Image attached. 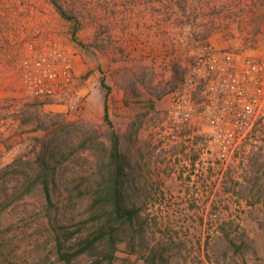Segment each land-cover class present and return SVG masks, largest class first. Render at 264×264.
<instances>
[{
	"label": "rangeland",
	"instance_id": "obj_1",
	"mask_svg": "<svg viewBox=\"0 0 264 264\" xmlns=\"http://www.w3.org/2000/svg\"><path fill=\"white\" fill-rule=\"evenodd\" d=\"M35 2L0 0V264H63L56 253V235H72L66 245H75L91 228L86 189L101 179L109 148L104 112L97 111L95 104L86 114L84 107L72 115L53 110L27 93L15 67L13 71L1 69L6 64L3 60L14 61L19 51L9 39L16 36L21 15L13 17L9 9H29ZM56 2L68 17L59 14L69 21L77 83L89 81L94 83L93 90L104 91V107L108 103L111 109L119 153L127 163L124 196L137 215L117 237L114 264H264V142L241 153L222 179L212 173L216 200L205 204L188 198L200 190L185 189L183 180L189 176L174 172L181 158L173 154L186 143L163 149L156 140L147 142L143 132L144 120L158 117L161 98L183 75L186 57L177 52L180 47L173 40L211 43L263 56L264 15L251 12H264V0ZM50 3L59 12L52 0H42V4ZM132 6L145 9L151 26L171 19L181 22V29L155 31L161 33L160 40H169V52L165 51L171 72L167 77L155 70L154 63L132 55L160 47L134 44L140 40L138 33L130 31L128 36V24L114 19ZM12 47L15 54L8 59L5 50ZM115 89H125L120 106H112ZM65 122L75 126L58 133L57 142L51 143L56 151L49 168L52 200L48 202L40 183L23 191L38 170L40 138L46 129ZM91 136L98 138L85 146L79 144ZM90 259L80 255L75 262L85 264Z\"/></svg>",
	"mask_w": 264,
	"mask_h": 264
},
{
	"label": "built area",
	"instance_id": "obj_2",
	"mask_svg": "<svg viewBox=\"0 0 264 264\" xmlns=\"http://www.w3.org/2000/svg\"><path fill=\"white\" fill-rule=\"evenodd\" d=\"M28 14L31 18H18L16 34L29 30V53L20 56L15 71L31 97L77 114L85 97L77 88L74 54L52 39L40 18H52L54 11L36 0ZM186 56L181 79L168 88L149 125L160 148L186 143L173 154L181 158L174 171L189 176L184 188L200 190L194 202L210 204L216 200L212 173L222 179L241 153L264 142V55L201 43Z\"/></svg>",
	"mask_w": 264,
	"mask_h": 264
},
{
	"label": "trees",
	"instance_id": "obj_3",
	"mask_svg": "<svg viewBox=\"0 0 264 264\" xmlns=\"http://www.w3.org/2000/svg\"><path fill=\"white\" fill-rule=\"evenodd\" d=\"M52 2L58 8L60 14L68 18L61 11L56 0H52ZM232 11L233 9L229 12ZM241 11H239V15L244 16L245 13ZM251 13L264 15V12ZM226 16H230V14ZM72 32L74 33L75 29ZM103 121L108 128V153L106 159L103 160L105 162L102 164L101 179L98 181V184L86 189L90 199L91 228L85 235L77 238L78 241L75 242V245H66V242L72 238V235L66 236L59 232L57 233L56 253L58 259L63 264H78L75 262V258L80 255H88L91 257L90 261L85 264H114L117 237L122 229H128L131 226L133 217L137 215V210L127 202L124 196L123 181L126 176L124 169L127 163H125L122 155L119 153V137L113 129L106 107H104ZM74 126L75 124L73 122H65L64 125L55 127L54 129H46L43 137L40 138L41 148L36 153L38 170L33 181L27 185L23 192L29 191L34 184L40 183L46 200L51 202L49 168H51V159L56 150L50 146L52 142H57L58 133L64 130L70 132ZM77 128L79 130V127ZM94 138L97 139L98 136H91L83 140L80 139L79 144L85 146L87 142L93 143ZM54 168L53 166L52 173Z\"/></svg>",
	"mask_w": 264,
	"mask_h": 264
},
{
	"label": "crops",
	"instance_id": "obj_4",
	"mask_svg": "<svg viewBox=\"0 0 264 264\" xmlns=\"http://www.w3.org/2000/svg\"><path fill=\"white\" fill-rule=\"evenodd\" d=\"M49 6L54 11V17L48 18L45 16H41L40 17L41 21L44 23V25H47V27L50 28L49 32L51 33V37L55 42L63 45L64 47L68 48L69 50L70 49L72 50V51L71 50L70 51L73 52L74 61H75V58H76V54L74 53L75 50H73L71 48V44L69 42V35L67 32L69 21H67L66 19L61 17L59 15L60 13L56 10V8H54V6L51 3ZM28 12H29V9H22L18 6H15V7L10 8L8 13L12 14L13 17L14 16L16 17L17 15H21V16H18L17 18H20V17L21 18H29L30 16H29ZM119 18L122 21V25L127 26V24H128V36H129L130 31H136L135 33H138V37L140 40L137 42H134V44L136 43L137 45H140V46L151 45L154 47L155 46L160 47L156 51H151V52L145 53L144 51L140 50L139 52H136L135 54H132V55H135L136 59L143 58V59L149 60V62L154 63V67L156 68L155 70H157V72H159L163 77H167L171 72L169 65H168V63H169L168 62V60H169L168 54L169 53H167V52H169V51L166 49V48H168L167 43L169 42V40L166 42L163 39L160 40L161 33L155 32V31H164L166 29H171V28H172V30L181 29V28H183V27H181V22H178V21L173 22L171 19V20H167V23H165V24L169 23L168 25L164 24L162 26L161 25L151 26L149 23L148 13H146V11H145V9H143V7H136V6H132V7L128 8V10L120 13L118 16L117 15L114 16V19L116 21H118ZM110 19H111V16H110ZM164 21H166V20H164ZM165 26H167V27H165ZM152 31H154L155 33H153ZM14 34L16 36L15 37L11 36L12 39L11 40L9 39V42L11 44L15 45L16 48L19 49V51H18L17 56H16V55H14L15 50L13 51V47H12V50L11 49H9L7 51L5 50V52H6L5 56L8 59H10L14 55V61L8 60L9 61L8 62L4 59L3 63H6V64H3V67H1V69H3L4 71H8L9 69H11L13 71L15 65L17 64L18 59L20 58V56L23 54L29 53V49H28L27 45L25 44L26 40L31 39V33L29 32V30H27V33L18 32V34H16V33H14ZM72 34L74 35L75 32L74 33L72 32ZM143 35H145V36H143ZM21 37H23L24 39L21 40ZM130 37H132V36H130ZM171 40H173V39H171ZM173 42L176 43L180 47L179 51H177V52L181 53L184 57H186L185 64L188 60L187 56H186L187 50L194 47L197 44H201V43H197V42H189L187 39H182V38H180L179 40L178 39L173 40ZM128 43H131V42L128 41ZM165 50H167V52ZM16 57H17V59H16ZM185 64L182 65L183 71H184ZM74 72H75V68H74ZM118 78H119L118 76H115V81L116 80L118 81L119 80ZM165 80L168 81L169 79L165 78ZM93 85H94V83L91 84V83H89V81L84 82L80 86L77 83V88H78L79 92L81 94H83L85 97V103L83 106L84 109L82 111L83 114H86L89 111V108L91 107L92 104L96 105L97 111L100 110V111L104 112V98L102 99L104 91L100 90L98 88H95L93 90V88H92ZM172 85H174V84H172ZM172 85H170V87ZM167 90H168V88H167ZM167 90H166V92H167ZM124 92H125V89H115L112 91V106L120 104L121 98H122ZM165 93H164V95H165ZM164 95H163V97H164ZM163 97L160 100V104H159V107L157 109V111H158L157 115L159 114V112L163 106ZM44 102L45 103L43 104V106H47L53 110L66 112L65 108L62 104L52 103V102H47V101H44ZM118 106H120V105H118ZM106 108H107L108 117L111 120V117H110V110L111 109L108 106V103H107ZM123 109L125 111V108H123ZM112 110L114 111L115 108L112 107ZM70 115H72V114H70ZM152 120L153 119H150V118H146L144 120V125H143L144 138L149 143H151V141H153L155 139H156V142L159 143L160 141H158L156 138V131H151V126L149 125V123ZM153 136L155 137V139H152ZM177 174L182 175L179 173H177ZM188 190H194V189H188ZM194 194H196V196H197V193H194ZM194 194L189 193V195H187V196L189 199L194 200L195 199Z\"/></svg>",
	"mask_w": 264,
	"mask_h": 264
}]
</instances>
